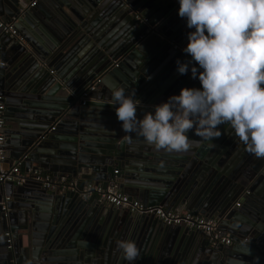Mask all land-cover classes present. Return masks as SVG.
I'll list each match as a JSON object with an SVG mask.
<instances>
[{"label": "water", "instance_id": "1", "mask_svg": "<svg viewBox=\"0 0 264 264\" xmlns=\"http://www.w3.org/2000/svg\"><path fill=\"white\" fill-rule=\"evenodd\" d=\"M27 2L0 0L1 11L15 10L25 39L20 44L0 30V61L6 62L0 94L8 117L16 119L6 121L0 164L25 159L23 171L33 167L75 179L79 191L87 182L107 187L114 180L132 199L215 220L233 245L214 247L201 232L30 182L20 186L7 212L0 191V264H128L116 247L124 239L139 249L133 264H264V158L245 151L224 132L226 125L213 144H193L184 153L158 151L123 132L109 105V88L123 87L141 102L142 117L181 88L200 87L190 74L176 72V60L188 59L182 49L189 31L176 0H86L69 23L64 0H42L45 10ZM56 20L61 30L53 26ZM3 39L16 43L9 58ZM97 78L102 85L82 106V92Z\"/></svg>", "mask_w": 264, "mask_h": 264}, {"label": "clouds", "instance_id": "2", "mask_svg": "<svg viewBox=\"0 0 264 264\" xmlns=\"http://www.w3.org/2000/svg\"><path fill=\"white\" fill-rule=\"evenodd\" d=\"M177 15L189 29L176 72L200 87L153 105L138 117L140 101L123 87H110L109 105L123 132L156 150L184 153L193 144H213L224 132L256 158H264V0H176ZM193 133L198 140L190 138ZM131 139V136H129ZM121 258L133 264L139 249L118 240Z\"/></svg>", "mask_w": 264, "mask_h": 264}, {"label": "built area", "instance_id": "3", "mask_svg": "<svg viewBox=\"0 0 264 264\" xmlns=\"http://www.w3.org/2000/svg\"><path fill=\"white\" fill-rule=\"evenodd\" d=\"M34 2L31 7L35 6ZM138 21L142 24L146 20L137 17ZM18 20L13 19L6 21L0 16V30L3 36H7L11 39L17 40L20 44L25 43L24 37L19 34L17 29ZM176 49H178L176 47ZM0 66L5 67L6 64L0 61ZM118 67V65H116ZM53 73V72H52ZM103 79H95L81 94L82 106H86L90 100V95L97 91L98 87L102 85ZM6 128V105L4 104V96L0 94V147H2L6 141L5 135ZM55 127L51 128L54 131ZM3 151L0 150V154L3 155ZM4 161V157H0V162ZM22 161L16 162L11 168L6 169L0 164V190L5 184H15L22 186L27 183H36L42 186V189L50 193L65 194L68 192L80 193V197L83 200L96 199V201L103 205L111 206L114 209L124 210L135 216H152L161 221L167 227H184L193 231L201 232L211 240V244L214 247L224 245L226 247L233 245V238L222 232L219 224L215 220L206 218L200 214L192 212H180L171 210L162 206H152L145 204L139 200L132 199L126 195L116 183L111 181L107 187L102 185H96L93 182H87L82 191L78 189V181L68 178L66 176H57L49 173L43 169L28 168L23 171ZM119 171H115L117 175ZM10 202V198H6L3 205V211H8L7 203ZM240 205L237 204V207ZM9 249L13 247V233L11 230H7L5 233ZM245 239L244 242H248Z\"/></svg>", "mask_w": 264, "mask_h": 264}, {"label": "crops", "instance_id": "4", "mask_svg": "<svg viewBox=\"0 0 264 264\" xmlns=\"http://www.w3.org/2000/svg\"><path fill=\"white\" fill-rule=\"evenodd\" d=\"M66 3L64 4V8H63V10H64V12L67 14V16L64 18V22L66 21L67 23H69L68 22V20H69V18H70V20H71V18H73V17H78V13L76 12V13H73V11L75 10V9H77L78 10V8H81V9H79L78 10V12L81 10V12H82V10H83V8H82V3H84V1H86V0H64ZM122 1V0H121ZM34 2H36V5L35 6H33V7H31V5L34 3ZM42 2V0H28V5H29V7H31V8H34V9H36L37 10V8L39 7V6H41L44 10H45V8H47V7H45V5L43 4V3H41ZM49 3H51V2H49ZM111 4V3H110ZM110 4H108V6H110ZM48 6H50L49 4H48ZM114 5H113V7H111V10L113 11V12H115L116 11V9H114ZM76 11V10H75ZM70 12V13H69ZM1 13H2V15H1ZM106 13H109L108 12V10H107V12ZM0 16L4 19V20H6V21H11V20H13L14 18V16H15V10L14 9H12L11 7H6V8H4L2 11L0 10ZM70 16V17H69ZM69 17V18H68ZM106 20H111L110 18H108V19H106ZM121 21H119L118 23H120ZM53 26L54 27H56L57 28V30H61V28H63V23L60 21V20H56L55 21V23H53ZM19 31V30H18ZM109 32V31H108ZM22 37H24L23 35H22ZM48 38V36H46L45 37V39H47ZM4 40V43L5 42H7L8 43V45H7V43H6V46H5V48H6V50L3 52V54L4 55H6L8 58H9V55H11V50H9V48H11L12 47V45L14 46V44L16 45V43L15 42H10V41H8V39H3ZM8 49V50H7ZM2 54V53H1ZM0 54V55H1ZM4 63H6V62H4ZM57 65V64H56ZM55 67L56 66H54L53 68H52V70H55ZM112 84H113V81H112ZM103 93H105L104 91H102V94ZM6 121L8 122V123H15L16 122V119L15 118H9L8 117V114H7V112H6ZM5 153H6V157L9 155V151H5ZM16 162H14L13 164H11V163H5L4 164V166L6 167V168H11L14 164H15ZM31 165V164H30ZM115 171H117V168H116V170ZM119 171V170H118ZM50 173V172H49ZM118 174H120V172L118 173ZM117 174V175H118ZM114 181V180H113ZM109 184H112V182H111V180H110V182H108ZM108 184V185H109ZM25 185H27V186H33V185H31V183L29 184V183H27V184H25ZM102 185V184H101ZM103 186V185H102ZM21 187L20 186H17V185H12V184H5L2 188H1V192H2V194L5 196V198H10V201H13V200H15V199H17V197L19 196V190H21L20 189ZM17 201V200H16ZM86 202H88L89 204H100V203H98L97 201H96V199H90V200H85ZM100 205H103V204H100ZM149 205V204H148ZM103 206H105L106 208H112L111 206H108V205H103ZM100 207H102V206H100ZM118 210V209H117ZM199 214V213H198ZM201 215V214H200ZM44 216H45V214H44ZM8 228L7 229H9V230H11V225L9 226H7ZM225 234H227L226 232H224ZM253 237H256V234L253 236ZM24 241H25V243L27 242L26 241V238H24Z\"/></svg>", "mask_w": 264, "mask_h": 264}]
</instances>
